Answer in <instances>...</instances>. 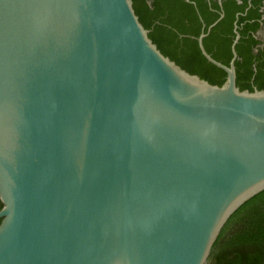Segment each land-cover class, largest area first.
<instances>
[{"label": "water", "instance_id": "obj_1", "mask_svg": "<svg viewBox=\"0 0 264 264\" xmlns=\"http://www.w3.org/2000/svg\"><path fill=\"white\" fill-rule=\"evenodd\" d=\"M236 33L229 65L198 37L217 85L133 0H0V264H208L264 193V89L237 85Z\"/></svg>", "mask_w": 264, "mask_h": 264}, {"label": "trees", "instance_id": "obj_2", "mask_svg": "<svg viewBox=\"0 0 264 264\" xmlns=\"http://www.w3.org/2000/svg\"><path fill=\"white\" fill-rule=\"evenodd\" d=\"M133 1L140 21L163 54L212 84L224 83L227 72L203 55L198 41L203 22L210 25L219 18L218 5L206 10L207 3H200L201 17L197 8L185 0ZM262 1L250 0L249 4V0H242V3L227 0L225 17L211 30L205 29L208 34L203 44L207 52L229 65L236 36L234 22L238 21L237 32L241 37L236 44L238 58L235 65L237 85L242 90L264 89V50L255 52L261 43L254 36L258 23H245L260 17ZM239 12V17H236ZM2 206L0 200V209ZM208 264H264V193L240 207L229 218L212 248Z\"/></svg>", "mask_w": 264, "mask_h": 264}, {"label": "flooded vegetation", "instance_id": "obj_3", "mask_svg": "<svg viewBox=\"0 0 264 264\" xmlns=\"http://www.w3.org/2000/svg\"><path fill=\"white\" fill-rule=\"evenodd\" d=\"M186 2H188V3H190V4H192L193 6H195L196 8H197V12H198V14L201 16V13H200V10H199V5H200V3H201V5L202 4H206L207 3V5H208V8L206 9V10H211V9H214L213 8V6L214 5H218L219 7H220V16H219V18H217L212 24H210V25H207L206 23H204L203 22V26H202V31H203V29H204V31H205V29H208V31H209V29L211 30L221 19H223L224 17H225V9H226V7H225V3H226V1L227 0H203L204 2H201L202 0H185ZM238 1V3H242V0H237ZM249 4H250V0H249ZM260 13H261V15H260V17L257 19V20H252L251 22H245V23H250V25L251 24H255V23H258V27H257V29L255 30V32H254V36L258 39V40H260V44L258 45L260 48H255V52H258V50H264V0L262 1V5H261V7H260ZM240 13L241 12H239V13H237V15H236V17H239V15H240ZM202 17V16H201ZM202 19V18H201ZM237 28H238V21L236 20L235 22H234V31L236 30L237 31ZM236 31H235V33H236ZM207 34H208V32H207ZM239 34V33H238ZM236 35H237V33H236ZM240 35V34H239ZM241 37V36H240ZM235 38H236V36H235ZM235 38H234V40H235ZM240 39V38H239ZM234 42V41H233ZM239 42V41H238ZM238 54V53H237Z\"/></svg>", "mask_w": 264, "mask_h": 264}]
</instances>
